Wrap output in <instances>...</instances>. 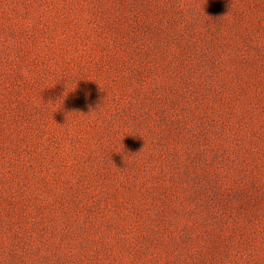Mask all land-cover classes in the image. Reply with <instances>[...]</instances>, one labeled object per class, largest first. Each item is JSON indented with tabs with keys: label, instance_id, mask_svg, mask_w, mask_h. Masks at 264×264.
I'll return each mask as SVG.
<instances>
[{
	"label": "rangeland",
	"instance_id": "1",
	"mask_svg": "<svg viewBox=\"0 0 264 264\" xmlns=\"http://www.w3.org/2000/svg\"><path fill=\"white\" fill-rule=\"evenodd\" d=\"M0 264H264V0H0Z\"/></svg>",
	"mask_w": 264,
	"mask_h": 264
},
{
	"label": "clouds",
	"instance_id": "2",
	"mask_svg": "<svg viewBox=\"0 0 264 264\" xmlns=\"http://www.w3.org/2000/svg\"><path fill=\"white\" fill-rule=\"evenodd\" d=\"M65 91H67V85L65 86ZM65 91H64V92H65Z\"/></svg>",
	"mask_w": 264,
	"mask_h": 264
}]
</instances>
